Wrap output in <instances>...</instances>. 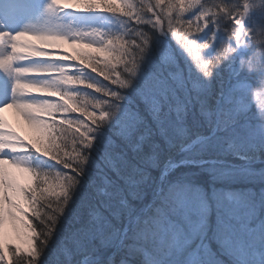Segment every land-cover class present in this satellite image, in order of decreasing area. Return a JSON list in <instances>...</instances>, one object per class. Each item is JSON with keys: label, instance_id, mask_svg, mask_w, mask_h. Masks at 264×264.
<instances>
[{"label": "snow or ice", "instance_id": "1", "mask_svg": "<svg viewBox=\"0 0 264 264\" xmlns=\"http://www.w3.org/2000/svg\"><path fill=\"white\" fill-rule=\"evenodd\" d=\"M26 3L27 0H0V24L12 21ZM141 3L144 14L151 13L148 20L144 19L132 0H74L71 4L68 0H49L47 12L50 21L46 27L39 30L0 31V96L4 97L0 111L16 109L39 134L35 143H26L17 133L5 130V122L0 120V229L10 224L18 241L11 243L0 235V264H43L62 221L73 210L69 207L71 197L75 195L80 186V177L84 175L80 164H88L95 140L94 131L110 116L104 110V105L113 98L119 99L118 91L86 83L79 75H73L74 67L75 70L83 68L68 62H78L92 72H99L104 80H110L116 86L114 88L123 89L129 86L124 72L136 58L153 46V32L171 34L180 46L199 61L201 51L214 45L215 32L201 43L195 37L209 28L210 24L218 30L219 20L223 19L230 25L226 31L231 44L222 45L213 59L203 61L202 67L214 68L238 47L247 45L252 54L241 60V64L247 71L257 72L264 84V60H258L256 56L257 52H264V36L253 34L244 23L251 10L248 0H243L241 7L230 6L224 0H215L211 6L206 4V0H193L195 20L201 22L195 24V34L192 28L194 22L182 19L186 11L185 0H155L154 3L153 0H147V3L141 0ZM69 8L82 13H119L140 28L136 34L140 39L106 37L95 29L84 32L51 22V18L58 13L69 12ZM174 12L177 15L174 16ZM185 24L188 26L185 27ZM65 45L71 48L70 52L64 48ZM253 45L260 47L253 48ZM135 49H139V52L134 55ZM42 60L64 63L54 66L34 62ZM205 75L210 76L211 71H206ZM78 84H85L88 89L102 93L104 99L77 103L80 94L71 91L70 86ZM41 96L59 97V100L41 99ZM145 99L157 111L161 110L155 97L146 96ZM89 106L91 111L88 110ZM77 111L88 119H65L60 122L56 119L57 113ZM69 142L71 152L68 151ZM29 153H42L68 171L55 176L42 174L24 164L23 157ZM13 170L28 174L26 182L21 183ZM33 218L39 221V229L33 223ZM115 219L113 209L105 202L85 205L76 223V231L71 235L73 243L96 240ZM71 254L72 249L65 242L54 260L69 264Z\"/></svg>", "mask_w": 264, "mask_h": 264}, {"label": "rangeland", "instance_id": "2", "mask_svg": "<svg viewBox=\"0 0 264 264\" xmlns=\"http://www.w3.org/2000/svg\"><path fill=\"white\" fill-rule=\"evenodd\" d=\"M229 1L228 5L235 7H241L243 2V0ZM73 2L74 0H68L69 4ZM48 3L49 0H27L25 9L19 17L25 20L26 16H30V19L24 22L25 26L21 30H39L46 27L50 21L47 12ZM248 3L251 5V10L244 23L253 34L264 36V24L257 20L260 19V13L264 12V0H248ZM68 11L58 13L56 17L51 18V22L54 25L84 32L95 29L106 37L122 36L123 20L118 14L114 15L101 11L74 12L71 8ZM3 25L5 29L0 27V31L6 29L16 31L7 22ZM220 26L222 28H219L218 31H220L221 36L225 37L223 43L231 44L226 31L230 27L229 23L221 19ZM202 34L201 37L205 36V33ZM179 47L182 46L179 45ZM252 47L255 48L254 45ZM64 48L69 52L71 51L67 45ZM153 48L154 45L151 49ZM246 50L249 51V47L243 45L238 47L232 53L233 55L230 54L229 64L225 67L228 72L227 77H225L227 80L226 87L217 95L215 91L210 90L209 84L204 81V67L198 66L200 70L204 71L203 76L201 75V80L204 83L202 81L199 83L200 95L193 91L191 96L188 93L187 95L182 94V97L181 95L178 97L177 103L182 98L180 102H183V105L179 104L180 107H188L191 104L199 108L200 113L208 117V122H212L213 119L216 125L212 132L209 135L196 136L188 141L190 133L187 130L191 128L190 124L184 118L178 117L180 120H172L176 125V129H174L180 130L177 135L182 138L183 142L180 143H185V148L179 157L174 156L164 165L152 202L129 217L120 231H118L117 225L113 227L109 238V244L113 247H109L112 249H110V255L103 256L104 258L96 256L106 251V248L103 247L99 254L90 253L83 256V262L78 264H264V213L259 212L264 207V189L261 190V199L256 203L246 197V195L251 196L252 187L249 184L251 178L260 179V175L264 179V172L257 173L258 175L247 173L251 166L264 167L260 148H264V84L261 83L258 73L252 74L242 66L241 60H245L244 51ZM147 53L143 56L144 62L139 63L135 70L124 72L128 76L129 88H119L120 98L129 101L128 104L130 105L136 104L131 91L136 92L137 89L141 97L140 85L147 83L149 86L146 93L153 97L157 94H164L165 97L161 100L163 103L159 102V105L160 108L166 107L169 111L168 102L171 103L172 99L169 98L170 95L165 90L163 91L159 87L161 75L158 72L153 73L157 60L154 61L152 57L148 58ZM189 54V52L186 54L187 57ZM166 60L168 61V57ZM34 62L54 66H60L64 63L59 60ZM68 63L83 68L75 70L74 67L72 74L79 75L86 83H93L95 80L93 76L103 77L99 72H92L90 68L80 66L78 62ZM167 65L170 66V64ZM174 67L175 65L170 66V70L177 71L176 74L170 73L175 78L178 77L179 62L176 68ZM120 71L123 72V69ZM247 76L254 78L253 81L247 79ZM129 79L132 84L135 82L138 84L136 89H131ZM256 80L257 82H254ZM173 83L172 86L176 87L180 82L177 83L173 80ZM84 85L70 86L71 91L80 94L77 101L80 104L91 100L88 93L90 89ZM190 86L187 88L189 89ZM249 87H252L253 90L251 91ZM243 88H246V91L242 93L239 89ZM184 89L183 92L186 93ZM211 91L214 95V104L209 107L208 102H205L206 96L204 95L205 92L211 93ZM174 94L175 92H172V95ZM144 97L146 96L144 95ZM185 97L188 100H185ZM40 98L59 100V97L41 96ZM164 103L166 104L162 106L161 104ZM88 110L91 111L90 106ZM13 111L16 112L14 108ZM18 117H15V122H11L12 120L7 118V121L13 125L14 131L13 129L12 131L19 133L26 143H35L39 134L22 117ZM83 117L85 120L88 119L87 116ZM171 117L172 115L169 114L170 120ZM56 119L58 122L65 119L75 120L71 119L68 113H57ZM245 119L255 121V125L251 126L249 132L243 128L246 123ZM261 119L263 123L257 121ZM180 123L182 125L178 128ZM250 124L246 126H250ZM215 134L217 137L212 139ZM206 140H210L208 142L210 147L217 146L219 148L218 151L221 156L209 154L211 159H196L187 158L188 156L183 153ZM32 150L35 151L34 148ZM24 151L26 152L27 149ZM48 158L42 153H29L23 157V162L26 166L39 172L43 168V160H48ZM196 163L215 165H211L209 169L215 181H212L206 188L189 176L192 173L187 168L181 166L182 164ZM13 171L16 172V170ZM16 177L18 179V175ZM232 179L242 181V184L248 187L247 190L235 194L234 187L230 186L234 183L230 182ZM0 235L11 243L18 242L15 240L10 224L0 229ZM82 250L84 251L82 248L79 249V251Z\"/></svg>", "mask_w": 264, "mask_h": 264}, {"label": "trees", "instance_id": "3", "mask_svg": "<svg viewBox=\"0 0 264 264\" xmlns=\"http://www.w3.org/2000/svg\"><path fill=\"white\" fill-rule=\"evenodd\" d=\"M135 1L136 4L134 5L141 11L144 19H150L149 16H151V13H148V15L144 14L141 0H134L133 3ZM154 2L155 0H153V3ZM224 2L228 4L230 1L224 0ZM144 3H147V0H144ZM192 3L193 0H185L186 11L183 13L182 19L185 21L191 19L194 22L192 28L193 33L195 34V24L201 22L195 20L194 14L196 12V8L192 7ZM214 3L215 0H206V4L208 6H211ZM157 11H159V9H157ZM117 14L120 15L121 20H123L122 37L129 40H139L140 37L136 34L140 31V28L134 26L128 18L123 17L119 13ZM173 15L175 16L177 13L174 12ZM259 18L260 19L257 20L260 23L262 22L261 24H264L263 11L260 13ZM153 19H155V17H153ZM219 24H221V19L219 20ZM187 26L188 25L185 24V27ZM166 27L167 24L165 22V28ZM220 28H222V26H220ZM210 29L215 28H213V25L210 24L209 28H206L204 32L197 34L195 37L197 42L201 43L209 39L212 36V32H215L214 45L201 51L199 61L191 54L187 57L186 54L188 51L183 47H179L178 43L173 39L171 34H161L159 32L152 33V36L154 37L152 41L154 48H149L147 50V55H149L148 58L152 57L154 58V61L157 60L153 73L155 74L158 72L161 75L159 87H161L163 91L165 90V92L170 95L169 98L172 99L171 103L168 102L170 110L167 111V108L163 107L160 108V111H157V108L144 97V95L149 96V94L146 93L149 85L147 83H142L140 85V97L136 89L138 84H136V82L134 83L136 85L132 84L130 79L129 84L131 89H136V92L131 91L136 104H128L130 102L123 100L119 95V99L113 98L110 103L104 105V110L108 111L110 116L94 131L95 140L92 148L90 149L88 164L86 166L83 163L80 164V167L84 169V175L80 177V186L76 189L75 195L71 197V204L69 207L73 210L67 218L62 221L61 229L53 241V244L50 246L48 254L44 258L43 264H64L63 260H54V256L62 251L65 242H67L68 246L72 249L69 264L81 263V260L83 261V256L90 253L99 254L103 247L106 248V251L96 256L103 257L110 255L112 250L111 248L113 247L109 244V238L113 227L117 225V229L120 231L125 226L124 223L129 217L138 213L142 207L148 206L152 202L151 200L154 198L159 177L164 170V165L174 156L179 157L185 148V143H180L182 138L177 135L180 130H175L176 125H174L172 120H180L181 118H184V120L190 124L191 128L187 130L188 133H190L188 141L196 136L209 135L212 132L214 126L216 125L213 119L212 122H208V117L200 113L199 108L191 104L188 107H180L179 104L183 105V102H180V100L182 101V98L177 103V99H179L178 97L180 95L182 97V94L187 95L188 93V95L191 96L193 91L200 95L199 83L202 81L201 75L203 76L204 71L200 70L199 67L202 66L203 61L213 59L218 54L221 46L224 45L223 41L225 40V37L221 36L220 31L215 29L210 32ZM149 31H151V29H149ZM202 33H205V36L201 37L203 35ZM141 34L143 35V33ZM254 46L255 48L260 47L259 45ZM135 52H139V49L134 50V55ZM251 54L252 53L250 51H244L245 59H247ZM144 55L145 53L136 58L134 62L128 66V71L132 72L136 67H138L139 63L144 62ZM231 55L233 54L231 53ZM169 56H172L173 58H170ZM256 56L258 60H264V52H257ZM166 57H168V61L170 62L166 60ZM229 59V57L224 59L214 68L204 67L205 72L211 71L210 76H203L204 81H206V84H209L208 87L210 90L212 89L216 92V95L221 93L224 87H226L227 80L225 77H227L228 72L225 67L229 64ZM178 62V77L176 76L174 78L171 73L176 74L177 71H171L170 66L175 65L174 68H176ZM167 64H170V66ZM256 73L257 72L255 71L252 72V74ZM93 78L97 80H93V83L98 84V86L102 88H110L112 91L120 92L119 88H114L116 86L112 85L110 80H104L103 77L98 75L93 76ZM124 78L126 81L128 80V76L125 74ZM247 79L253 81L254 78L247 76ZM173 80L177 81V83L179 81V85H176V87L172 86V84H174ZM254 82H257V80ZM202 83L204 82L202 81ZM187 86H190V88L188 89ZM127 88H129V86ZM183 89L186 93L183 92ZM187 89L188 91H186ZM249 89L251 91L253 90L252 87H249ZM239 90L243 93L246 91V88ZM170 91L175 92V94L172 95V92ZM88 93L93 101L104 99L101 97L102 93H97L95 89H90ZM204 96H206L205 102H208V106L211 107V105L214 104V95L212 91L211 93L205 92ZM154 97L159 102H162L161 100L165 97V95L157 94ZM187 97L184 99L188 100ZM165 104L166 103L161 105L163 106ZM68 114L71 119H85L81 116L80 112H68ZM169 114L173 117H171V120L169 119ZM254 120H256V118H254ZM257 121H261L263 123L262 119ZM245 122L246 123L243 128H245L246 132H249V130H251V126L255 125V121L245 119ZM249 123H251L250 126H246L249 125ZM180 125L182 124L180 123L178 128ZM65 127H67V125H65ZM216 137L217 134H215L212 139ZM247 139H249V137H247ZM251 139L254 141L253 138ZM208 142H210V140L202 141L196 144L197 146H194L192 149H188L183 153L188 156L187 158L193 157L196 159H211L212 157L209 154L221 156V153L218 151L219 148L217 146L210 147ZM260 148L262 151L261 159L264 160V148ZM68 151L71 152L70 142ZM42 163H44L43 168L39 171L42 174L46 173L50 176H55L57 173L63 175L65 171H68L65 170L60 163L51 160L50 157L48 160L44 159ZM211 165L212 164L210 163H204L203 165L196 163L189 165L182 164L181 166L187 168L188 171L192 173L189 176L194 178L200 185L206 188L212 181H215L214 177H212V174L209 172ZM260 172H264V167L251 166L247 171V173H252V175H258L257 173ZM68 174L71 173L68 172ZM259 178L260 179L251 178L249 182L252 187L250 190L251 196L246 195L249 200L255 203L261 199V190L264 189V179L262 176L260 177V175ZM230 182H234L230 184V186L234 187L235 194H237V192L246 191L248 188L244 186L242 181L239 179H232ZM260 183L262 184L259 185ZM97 201L109 204L113 209L116 219L107 229L108 232H105L95 241L73 243L71 235L76 231V223L79 217L83 214L84 206H91ZM44 211H47V209H44ZM259 212L263 214L264 207H262ZM33 223L38 229L41 227L39 221L34 218ZM109 247H111V250ZM81 248L84 249V251H79Z\"/></svg>", "mask_w": 264, "mask_h": 264}, {"label": "bare ground", "instance_id": "4", "mask_svg": "<svg viewBox=\"0 0 264 264\" xmlns=\"http://www.w3.org/2000/svg\"><path fill=\"white\" fill-rule=\"evenodd\" d=\"M25 8L23 7V10H24ZM22 10V11H23ZM21 11V12H22ZM21 12L12 20V21H10V22H7L9 25H11L12 27H14L13 29L14 30H16V31H18V30H21L24 26H25V24H24V22L26 21H28L29 19H30V16H26L25 17V20H23L21 17H19V15L21 14ZM25 15V14H24ZM0 27L1 28H3V29H5L4 28V25L3 24H0ZM0 28V29H1ZM7 30V29H6ZM4 102V97L3 96H0V103H3ZM15 113H14V111H13V109H7L6 111H0V120H3L4 122H5V125H6V129L5 130H10V131H12V129H13V131H14V128H13V125H11L10 124V122H8L7 121V118L9 117V119L10 120H12L11 122H13L14 120H15V117H17V116H19V117H21L20 116V114L17 112V110L15 109ZM7 115H8V117H7ZM18 117V118H19ZM15 122V121H14ZM18 135H20L19 133H17ZM21 136V135H20ZM16 173H17V175H18V180L21 182V183H24V182H26V178H27V175L28 174H26V173H22V172H20L19 170H16V172H15V175H16ZM16 175V176H17ZM83 259V258H82ZM84 260V259H83ZM82 261V260H81ZM115 261H117V260H115ZM83 262V261H82ZM118 262V261H117Z\"/></svg>", "mask_w": 264, "mask_h": 264}]
</instances>
